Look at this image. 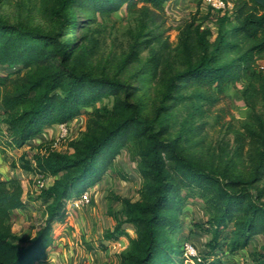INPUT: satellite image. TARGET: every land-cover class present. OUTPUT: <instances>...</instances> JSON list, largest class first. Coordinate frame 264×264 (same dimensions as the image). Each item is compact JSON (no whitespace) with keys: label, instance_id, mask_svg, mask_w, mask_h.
<instances>
[{"label":"trees","instance_id":"16d2710c","mask_svg":"<svg viewBox=\"0 0 264 264\" xmlns=\"http://www.w3.org/2000/svg\"><path fill=\"white\" fill-rule=\"evenodd\" d=\"M172 0H61V25L75 28L76 10L110 16L123 6L129 11H163ZM229 27L220 30L211 43L209 29L196 25L192 31L198 52L186 67L167 79L162 103L149 117L143 107L121 99L127 87L115 78L96 77L72 63L71 44L58 33L0 18V67L16 68L0 74V108L6 149L20 148L46 128L67 124L83 114L86 130L66 142V151L38 144L25 165L53 181L40 190L47 200L44 218L32 236L12 231V213L27 205L17 178L0 179V264H34L54 245V224L66 222L67 204L103 180L121 150L132 146L143 184L139 199L121 198L123 220L104 234L106 240L127 236L129 247L120 264H173L183 245L171 241L179 226V215L187 197L199 196L209 212L207 230L211 249L199 256L198 264H217L218 255L250 250L252 240L264 237V199L254 184L264 179V0H228ZM192 24L189 25L190 28ZM188 39L183 40L188 48ZM242 83L246 105L251 108L255 128L247 127L250 141L260 146L257 162L247 178L204 168L184 154L177 140L164 137L168 109L163 103L184 98L181 92L209 99L204 90L222 93L229 85ZM112 98L111 107L96 106ZM90 108V110H88ZM185 192V193H184ZM184 193V195H183ZM124 224L133 226L131 235ZM252 264H264V241L250 252Z\"/></svg>","mask_w":264,"mask_h":264},{"label":"rangeland","instance_id":"374dc122","mask_svg":"<svg viewBox=\"0 0 264 264\" xmlns=\"http://www.w3.org/2000/svg\"><path fill=\"white\" fill-rule=\"evenodd\" d=\"M60 3L61 0H0V18L58 33L61 40L71 44L72 63L77 69H87L96 77L115 78L127 87L129 94L121 93L119 97L137 103L149 117L156 115L163 102L162 93L169 76L183 70L188 58L198 52L191 30L196 25L209 29L208 40L212 43L220 30L229 27L222 17H231L229 10L214 11L202 0H172L163 11H142L141 3L136 11L123 6L110 16L76 10L77 24L72 28L61 25ZM186 36L187 49L183 43ZM16 68L0 67V74ZM242 88L240 82L227 86L222 93L204 90L209 99L195 96L193 89L181 92L182 99H176L173 93L174 97L163 103L168 109L164 137L177 140L183 154L204 168L247 178L257 162L260 146L252 143L246 132L247 127L255 128V124ZM113 102L112 98H104L96 106L111 107ZM255 109L263 114L260 103ZM2 116L0 108V135L5 128ZM85 130L83 114L65 125L46 128L20 148L6 149L0 142V178H17L28 200L25 208L12 213L13 233L32 236L35 226L44 218L47 200L40 196L42 188L37 183L40 174L25 168L27 162L34 166L31 155L36 146L46 144L57 151H66V142L80 137ZM42 179L46 185L53 181L51 177ZM142 184L137 156L129 145L121 150L103 180L86 190L87 204L79 207L67 204L66 222L54 224L56 238L49 248V258L34 264H120L121 253L129 247L128 237L106 240L104 234L123 220L121 198L139 199ZM253 189L261 191L264 199V179L255 183ZM179 216V226L171 241L180 246L191 244L198 256H208L209 212L204 200L199 196L187 197ZM123 227L134 235L132 225L123 223ZM263 241L260 235L252 240L250 250L218 255L221 261L217 264H252L250 252L259 250ZM182 248L181 253L173 256V264H198Z\"/></svg>","mask_w":264,"mask_h":264},{"label":"built area","instance_id":"2783aa9c","mask_svg":"<svg viewBox=\"0 0 264 264\" xmlns=\"http://www.w3.org/2000/svg\"><path fill=\"white\" fill-rule=\"evenodd\" d=\"M202 1L214 11H219L221 13H224L227 10H229L231 12L232 4L228 0H202ZM61 125H65V124H61ZM42 178L43 176L40 175V178L37 179L39 188H45L47 186L45 184V180ZM88 202H89V193L84 192L80 198L71 201L70 205L79 207L87 204ZM184 251L188 254L190 258H193L196 261L200 260L198 253L191 244H185Z\"/></svg>","mask_w":264,"mask_h":264},{"label":"crops","instance_id":"0c3cea01","mask_svg":"<svg viewBox=\"0 0 264 264\" xmlns=\"http://www.w3.org/2000/svg\"><path fill=\"white\" fill-rule=\"evenodd\" d=\"M0 179H1V178H0ZM4 179H6V178H4ZM24 195H25V192H24ZM24 195H23V199H24L25 201H28V200L25 199V196H24ZM22 208H25V206L22 207ZM22 208H21V209H22ZM17 211H20V209H18ZM49 250H50V249L47 250V252H46L44 258H42V259H40L39 261H37V263H40V262L44 261V259H48V258H49V256H50Z\"/></svg>","mask_w":264,"mask_h":264}]
</instances>
